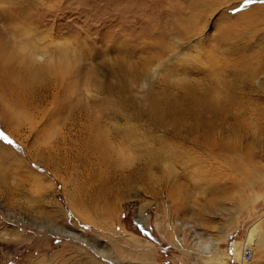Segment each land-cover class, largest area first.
Returning a JSON list of instances; mask_svg holds the SVG:
<instances>
[{"label":"rangeland","instance_id":"obj_1","mask_svg":"<svg viewBox=\"0 0 264 264\" xmlns=\"http://www.w3.org/2000/svg\"><path fill=\"white\" fill-rule=\"evenodd\" d=\"M197 6L0 0V82L29 91L0 88V264H209L215 239L214 264H264L241 259L252 228L264 240V3ZM191 87L222 99L226 162L220 145L172 156Z\"/></svg>","mask_w":264,"mask_h":264},{"label":"bare ground","instance_id":"obj_2","mask_svg":"<svg viewBox=\"0 0 264 264\" xmlns=\"http://www.w3.org/2000/svg\"><path fill=\"white\" fill-rule=\"evenodd\" d=\"M195 1L198 5L196 8L203 5V0H201L202 2L199 0H195ZM31 50H32V54L37 53V51H38L36 49V47H31ZM12 56H14V55L13 54H7L5 56V58H10ZM23 63L24 64L26 63L27 68L29 70L31 69L30 68L31 67L30 60H27L26 62L24 60ZM250 65H251V72L249 74H250V77H252L251 80H253V79H256V74H257L259 68H258L257 63H256L257 66L254 65L253 63H250ZM38 78L39 77L36 74H30V77H29L31 82H35L36 80H38ZM0 88L4 92L8 93L9 95L17 96L15 98L17 100V103H19V104H20V102H24L26 100V98H27L26 92H29V91L25 90L24 83L20 80H18L16 82L15 87H12L10 81L5 82V79H2V81L0 82ZM251 88L252 89L255 88L254 83L251 85ZM208 92H209V89L206 88V89L202 90V93H198V90L196 88L194 89V87H191L187 90V96L183 100L184 102H181V104L179 102H177V103L175 102L173 104V110H175L173 118L175 119V116H180L183 119L190 121L189 126L185 125L182 132L179 133L176 130L173 131L174 138H178L180 136V140L182 141V143L177 142V144H176L177 146L179 145L180 149L177 150V147H176V149L172 150V156L173 157H177V155L179 156V155L188 154V155H191L190 157H188V159L191 157H192V159H197L198 157L200 158L199 155L202 154V152L208 148H210L209 151H215V147L217 145H220V149L218 150V153L220 154L219 156L225 162L228 160L227 155L232 153L231 151L225 150V149H232L233 150L234 146L231 145L226 140H224L222 138L220 139V137H219L220 134H218L219 136L217 135L219 138L218 140L214 139V135L217 132H220V130L216 132V130H218L217 128L221 127L220 125L222 124V122L225 121L226 112H225L224 105H222V103H221L222 99H218L216 97V95H213V98L209 99L208 98V94H209ZM19 96H22L23 98H21ZM183 106H185L187 108L185 113H183V111H182ZM163 108H161V109H163ZM168 111H169L168 108H166V111L164 110V113L168 112ZM12 114H15V113L12 111ZM156 114H158V113H156ZM212 139H214V140H212ZM209 151L206 150L205 152H209ZM232 161H233V163H232ZM232 161H231L230 165L232 168H234V167H236V163L234 160H232ZM175 187H176V185L174 184L170 188L175 190ZM179 191H177V190L171 191L170 192L171 197H174V198L178 197L179 198L180 195L178 196V194L182 193ZM0 230H6V228H3V229L0 228ZM255 232L256 231L253 228L249 231V239H248V241H246V244H245V248H247L248 252H249V257L243 258L242 254H241L242 263L247 262V260L250 259V252L252 250V247L255 249H258V250H264V240L254 239L255 238ZM252 235H253V240L250 239ZM0 236L3 238V240H5V242L7 241L6 243L10 244L11 240L8 238V232H4V231L1 232L0 231ZM72 236H74V235H72ZM18 237H19L18 235H13V238H18ZM77 237H81V236L77 235ZM15 240H18V239H15ZM218 241H219V239L210 240V242L206 240V242L209 243V246L206 244L200 248L201 251H204V252L211 254L209 257V260H210L208 262L209 264H214L215 263L214 261L221 256L218 252H216L215 254L213 252L214 249L216 248L217 244H218ZM181 247L183 248L184 245H181ZM184 248L188 249L186 247H184ZM198 250H199V248L196 251H198ZM110 251H111V249L108 250L106 253H102L98 250H95V252L100 253V254H106V255L108 254L107 255L108 260H110V262L112 263L113 262V258H112L113 255H112V253H110ZM113 251H115V250H113ZM192 252H194V250H192ZM47 256L48 255L46 253L42 259H46ZM194 256L197 257L199 255L195 254ZM136 258L148 259V257H146L145 253L142 254L139 252H138ZM47 260L50 261V264H57L56 260H51V259H47ZM22 264H42V261L39 258V259L32 260V261L22 263ZM197 264H199V262H197Z\"/></svg>","mask_w":264,"mask_h":264},{"label":"built area","instance_id":"obj_3","mask_svg":"<svg viewBox=\"0 0 264 264\" xmlns=\"http://www.w3.org/2000/svg\"><path fill=\"white\" fill-rule=\"evenodd\" d=\"M245 246H243L242 248V251H241V254H242V257L243 258H248L249 257V252H248V249L247 248H244Z\"/></svg>","mask_w":264,"mask_h":264},{"label":"snow or ice","instance_id":"obj_4","mask_svg":"<svg viewBox=\"0 0 264 264\" xmlns=\"http://www.w3.org/2000/svg\"><path fill=\"white\" fill-rule=\"evenodd\" d=\"M249 2H252V0H249ZM261 2L264 3V0H261ZM0 141H4V139L0 138ZM6 143H8L9 145L13 144L12 141L11 142H6ZM142 231L147 232V229H142Z\"/></svg>","mask_w":264,"mask_h":264}]
</instances>
